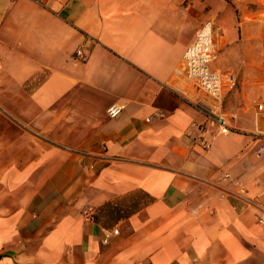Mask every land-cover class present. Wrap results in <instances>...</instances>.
<instances>
[{
  "label": "crops",
  "instance_id": "0c3cea01",
  "mask_svg": "<svg viewBox=\"0 0 264 264\" xmlns=\"http://www.w3.org/2000/svg\"><path fill=\"white\" fill-rule=\"evenodd\" d=\"M208 22L229 135L181 95ZM261 103L264 0H0V264H264Z\"/></svg>",
  "mask_w": 264,
  "mask_h": 264
},
{
  "label": "built area",
  "instance_id": "2783aa9c",
  "mask_svg": "<svg viewBox=\"0 0 264 264\" xmlns=\"http://www.w3.org/2000/svg\"><path fill=\"white\" fill-rule=\"evenodd\" d=\"M215 53V29L213 23L208 22L198 31L194 42L183 57V72L186 75L187 87L182 90L181 95L216 124L220 134L229 135L235 129L231 126L223 108V78L220 74L213 72L210 67ZM77 56L86 60L81 50L77 52ZM123 110V105L114 104L108 108L107 113L110 118L114 119L119 117ZM257 111L259 114H264V103L258 104ZM257 135L264 140V132L257 133ZM204 147L208 148L209 144L204 143ZM256 155L264 156V144L257 149ZM259 222L264 226V215L260 216ZM119 234V229L106 231L103 243L108 244L113 237Z\"/></svg>",
  "mask_w": 264,
  "mask_h": 264
}]
</instances>
